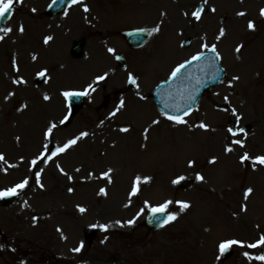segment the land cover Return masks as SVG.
Segmentation results:
<instances>
[{"label": "rangeland", "instance_id": "1", "mask_svg": "<svg viewBox=\"0 0 264 264\" xmlns=\"http://www.w3.org/2000/svg\"><path fill=\"white\" fill-rule=\"evenodd\" d=\"M51 1L17 0L2 28L12 31H0V191L29 181L13 202L0 198V264H261L244 253L264 255L246 246L264 236V165L253 162L264 156V0H82L55 16ZM143 26L159 31L133 49L121 31ZM204 45L226 77L176 124L151 90ZM74 90L89 91L76 109L62 95ZM82 132L65 153L31 164ZM166 201L177 218L149 232V209ZM229 240L240 243L225 258Z\"/></svg>", "mask_w": 264, "mask_h": 264}, {"label": "snow or ice", "instance_id": "2", "mask_svg": "<svg viewBox=\"0 0 264 264\" xmlns=\"http://www.w3.org/2000/svg\"><path fill=\"white\" fill-rule=\"evenodd\" d=\"M14 2H17V0H0V19H4L5 16L10 12V10H11V9L13 8V6H14ZM18 2H22V0H18ZM52 2H53V4H55V3H57V0H52ZM81 2H82V0H72V3H73V4H75V3H81ZM204 2L207 3V0H204ZM50 6H51V5H50ZM33 11H35V9H33ZM84 11L87 12V11H89V9L85 6V7H84ZM212 11L214 12L215 9L213 8ZM237 15L243 16V15H245V13L240 12V13H237ZM260 15H261V16H264V9H261ZM192 16H194L197 20H199L200 17H201V10L194 11V12L192 13ZM248 28H249L250 30H254V28H255V24H254V22L249 21V23H248ZM19 30H20L21 32H23V27H21ZM0 31H2V32H4V33H8V32H11L12 29H11V28H4V29H0ZM154 31H159V29H158V28H157V29H154ZM220 35H221V36L224 35V30H223V29H221V31H220ZM0 39H3V37L0 36ZM50 39H51V37H47V38H45V41H44V42H45V43H48V41H49ZM204 47H207V45H204ZM108 51H109V52H112L113 49L109 48ZM211 51H212L213 53L216 52V48H215L214 45L212 46ZM236 51L239 52V51H240V47H238V48L236 49ZM201 55H202V53H201ZM200 58H201L200 55H197V56H193V57H192L193 60H199ZM217 58H219V57H217ZM34 59H35V57H34ZM183 67H184L183 64H181L179 67H177V68L175 69V71H173L172 76L175 77L176 74H177L178 72H180V70H181ZM39 75L43 77V76L45 75V73H44V72H41ZM104 79H105L104 76H100V77L97 78L98 81H100V80H104ZM233 79H238V77H233ZM129 81H130L131 83H133V84L136 83V81H135L134 79H132L131 76L129 77ZM88 88H89L91 91H95V88H93L92 85H89ZM88 94H89V91H88V90H85V91L82 92V93H72V92H64V93H62V95H63L66 99H68V98H70V97H72V96H80V95H88ZM44 99H45V100H48L49 97H48V96H45ZM123 107H124V102L121 101V103H120V105L117 107L116 111L112 112L111 115H112V116H115V115L117 114V112H119L120 109L123 108ZM66 119H67V117H65V120H66ZM167 119H169V120H174L176 124L185 123V121H184L181 117H178V116H177V117L168 116ZM63 122H64V121H61V123H63ZM154 123H157V121H154ZM56 127H57L56 124H52V125L48 128L47 132L45 133V137L48 138V137L52 134L53 129H55ZM200 127H201V128H205L206 126L203 125V124H201ZM121 131H125V132H127L128 129H127V128H124V129H121ZM228 131H229L233 136L237 135V133H236L232 128H229ZM241 131H242V130H241ZM86 136H88V133H87V132H82V133L80 134V136H78V137H76V138H73V139L69 140V141H68L67 143H65L63 146L56 148L55 151L51 152L50 154H47V152H42V153H41L36 159H33V160L31 161V164H32L33 166H36V165L38 164L39 161H42V160H45V159H47V160H49V161L53 160L54 157H56L57 155H60V154L65 153L69 148L75 146V145L77 144V142H78L81 138L86 137ZM233 143L238 144V145H240L241 147L244 146V144H243V142H242L241 140H234ZM45 149H47V145H45ZM226 151H229V152H230V151H232V149H231V148H227ZM4 159H5L4 156H3L2 154H0V161H4ZM246 160H249V156H248L247 153H245V154L242 156V158H241V162H244V161H246ZM212 162H214V161H212ZM253 162H254V163H257V164H260V165H264V156H258V157H255V159H254ZM189 166H192L191 163H190ZM9 167H14V165H9ZM57 167H59V165H57ZM77 171H79V169H77ZM109 171H111V170H109ZM65 175H66V173H65ZM103 176H104L105 178H108V179H109V182H110L109 173H104ZM69 179H71V177H69ZM183 179H184V177H180V178H178V180L173 181V183H174V184H175V183H179V182H180L181 180H183ZM196 179H197V180H203V177L198 175V176L196 177ZM139 180H140V178L137 177L136 184L139 183ZM36 183H37L38 185H40L41 187H43L42 184H40V173H39V172L36 173ZM28 184H29V181H28L27 179H24V180H22L20 183L16 184L14 187L8 188L7 190H4V191H0V198L10 197V196H17V195L20 194V192H22V191L28 186ZM136 184H134V186H133V190H132V193H131L132 195H136V194H137V190H138V189H137ZM69 191H72V189H69ZM251 191H252V189H248V190H247V193L250 194ZM103 192H104V189H101V193H103ZM245 198H247V195H246ZM171 203H172V201H166L165 203H163V204H161V205H159V206L151 207V208L149 209V211H150L151 213H153L154 215H155V214H164L165 212H167V210H168V208H169V205H170ZM189 207H190L189 204H187V203H182V205H181V209H180V210L183 211L184 209H187V208H189ZM79 211L83 213V212L85 211V209L81 207V208H79ZM176 218H177V217H176L175 214H169V215L166 217L164 223H168V222H170V221H174ZM33 219H34V221H35L37 218L34 217ZM128 223H129V225H131V224L134 223V221H129ZM100 227H101L103 230H107V226L100 225ZM58 231H60V230L58 229ZM237 243H240V242L235 241V240H229V241H226V242L221 243V244L219 245L220 253H221V254L225 253L226 251H228V250L231 248L232 245L237 244ZM242 246H243V245H242ZM246 246L249 247V248L264 247V236H261L260 239H259L256 243L248 244V245H246ZM81 247H82V245H81ZM80 250H81V248H79V247L76 248V249H74L75 252H79ZM244 255H245L246 257H248L250 260H257V261H260L261 264H264V255H258V256H255V257H251V256H249V254H248L247 252H245Z\"/></svg>", "mask_w": 264, "mask_h": 264}, {"label": "water", "instance_id": "3", "mask_svg": "<svg viewBox=\"0 0 264 264\" xmlns=\"http://www.w3.org/2000/svg\"><path fill=\"white\" fill-rule=\"evenodd\" d=\"M70 3V0H57V3L51 4L49 7V13L54 14L57 11L63 9L66 5ZM11 11L5 16L4 19H0V28L3 23L9 18ZM129 40V42L133 46H140L149 37L150 29H136L131 31H126L124 33ZM81 50L80 45L76 47L75 53L79 54ZM208 60L211 61V56L214 55V59H217L214 53H206L205 54ZM123 60V59H121ZM194 61V60H193ZM193 61L191 63H193ZM195 60L194 62H196ZM184 67L176 74L175 77H172L167 82L162 83L160 87H158L153 93V99L159 105V107L166 111L168 114L173 116H180L186 113L189 109H191L194 104H196L204 89L209 88L212 84L218 79H206V74L204 70L198 72L199 78L184 80L185 73H183ZM183 74V75H182ZM210 74L208 75V77ZM222 77L221 75L219 76ZM74 108H78L83 103V97L80 96H72L71 97ZM168 214L165 212L164 214H153L149 213L148 215V224L149 230H155L159 226L164 224V221ZM229 253V251H228Z\"/></svg>", "mask_w": 264, "mask_h": 264}, {"label": "bare ground", "instance_id": "4", "mask_svg": "<svg viewBox=\"0 0 264 264\" xmlns=\"http://www.w3.org/2000/svg\"><path fill=\"white\" fill-rule=\"evenodd\" d=\"M110 15V14H109ZM111 15H114V13L113 14H111Z\"/></svg>", "mask_w": 264, "mask_h": 264}]
</instances>
